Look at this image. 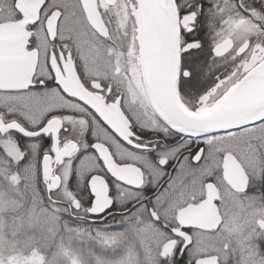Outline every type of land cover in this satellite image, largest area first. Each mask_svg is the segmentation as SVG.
I'll use <instances>...</instances> for the list:
<instances>
[{"label":"snow or ice","instance_id":"6c2138e0","mask_svg":"<svg viewBox=\"0 0 264 264\" xmlns=\"http://www.w3.org/2000/svg\"><path fill=\"white\" fill-rule=\"evenodd\" d=\"M0 264H264V0H0Z\"/></svg>","mask_w":264,"mask_h":264},{"label":"rangeland","instance_id":"374dc122","mask_svg":"<svg viewBox=\"0 0 264 264\" xmlns=\"http://www.w3.org/2000/svg\"><path fill=\"white\" fill-rule=\"evenodd\" d=\"M113 230V229H111ZM86 250H90L92 254H94L96 257H99L101 259L109 260L113 259L115 256H117L119 253L115 252L111 249H105L98 245L92 244L87 246ZM112 256V257H110ZM114 256V257H113Z\"/></svg>","mask_w":264,"mask_h":264},{"label":"flooded vegetation","instance_id":"af4514ba","mask_svg":"<svg viewBox=\"0 0 264 264\" xmlns=\"http://www.w3.org/2000/svg\"><path fill=\"white\" fill-rule=\"evenodd\" d=\"M123 225H115L113 230H122Z\"/></svg>","mask_w":264,"mask_h":264},{"label":"trees","instance_id":"16d2710c","mask_svg":"<svg viewBox=\"0 0 264 264\" xmlns=\"http://www.w3.org/2000/svg\"><path fill=\"white\" fill-rule=\"evenodd\" d=\"M93 227H103L102 225H95V226H93ZM110 257H112V256H110ZM114 257V256H113Z\"/></svg>","mask_w":264,"mask_h":264}]
</instances>
